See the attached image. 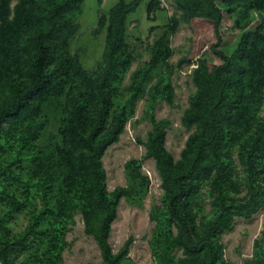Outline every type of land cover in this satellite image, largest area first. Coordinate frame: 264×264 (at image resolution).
<instances>
[{
  "label": "trees",
  "instance_id": "obj_1",
  "mask_svg": "<svg viewBox=\"0 0 264 264\" xmlns=\"http://www.w3.org/2000/svg\"><path fill=\"white\" fill-rule=\"evenodd\" d=\"M141 1L119 0L111 9L104 72L82 70L77 74L68 51L76 30L73 16L83 0H0V84L11 90L0 101V153L6 152L3 138L7 128L40 117L46 105L67 96L59 130L62 145L56 148V156L65 169L66 193L79 200L85 233L95 238L102 264H121L133 243L128 240L114 253L109 242L120 201L129 192L122 188L108 192L103 157L119 142L128 120L127 107L116 108V99L134 60L126 40L127 20ZM180 7L187 20H212L220 32L223 11L217 0H180ZM252 9L260 14V24L240 35L232 53L213 46L221 65L208 54L198 60L194 71L198 91L183 117L186 127L196 128L183 152L186 161H175L166 148L167 132L151 120L155 129L145 146L163 180L166 209L178 229L171 244L183 251L179 264H227L222 236L231 230L236 217L251 218L264 205V189L255 188L244 203L229 197L230 193L240 194L241 189L233 180L235 161L225 153L240 148L254 185L258 159L264 154V124L258 120L264 94V0H252ZM106 21L101 19L102 24ZM177 29L174 19L170 34ZM172 55L169 41L160 39L149 64L155 69ZM143 74L138 72L142 79L132 85L133 99L145 92L147 75ZM74 75L79 78L77 94L71 85ZM172 98L170 94L168 101ZM38 169L46 175L45 163ZM206 183L215 193L216 217L211 221L200 220L197 212V198ZM68 202L58 204L60 219L66 217ZM246 264H264V248L258 247L256 256Z\"/></svg>",
  "mask_w": 264,
  "mask_h": 264
},
{
  "label": "rangeland",
  "instance_id": "obj_2",
  "mask_svg": "<svg viewBox=\"0 0 264 264\" xmlns=\"http://www.w3.org/2000/svg\"><path fill=\"white\" fill-rule=\"evenodd\" d=\"M118 2L83 0L73 16L76 30L68 58L77 74L82 70L104 72L109 13ZM217 4L223 11L219 33L212 20H187L180 0H142L127 20L126 40L134 60L124 74L116 108L126 106L128 120L119 142L103 157L108 192L120 188L129 192L120 201L109 240L114 253H119L133 239L129 255L121 264H179L184 259L183 251L171 244L178 229L166 209L163 180L145 144L155 129L151 121L154 118L167 132L166 148L175 161H186L183 152L196 128L186 127L183 117L190 98L198 91L194 81L198 60L208 54L221 65L213 46L232 53L240 35L254 31L260 24L261 16L252 9V0H217ZM104 17L107 21L102 24ZM174 19L178 29L171 35ZM160 39L169 41L173 55L152 69L149 63ZM140 71L147 75L143 81L145 92L133 99L131 88L142 79L137 76ZM77 81L74 75V94ZM10 92L9 87L0 84V101ZM170 94L172 102L168 101ZM66 98L46 105L40 117L7 128L4 134L6 152L0 153V264H102L95 238L85 233L79 200L66 193L65 169L56 156V148L62 145L59 130ZM258 120L264 124V94ZM225 153L235 161L233 180L241 189L240 194L230 193L229 197L236 203L247 202L255 188L264 189V154L258 159L253 185L240 148H229ZM41 163L47 166L46 175L39 172ZM214 199L215 193L206 183L197 198L200 220L216 217ZM62 200H69V205L66 217L60 219L57 208ZM221 243L227 264L252 260L258 247L264 248V205L251 218L236 217Z\"/></svg>",
  "mask_w": 264,
  "mask_h": 264
}]
</instances>
